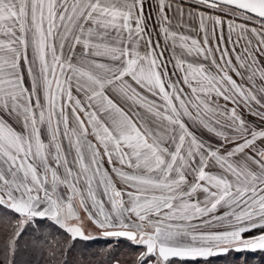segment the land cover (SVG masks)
Wrapping results in <instances>:
<instances>
[{
	"label": "snow or ice",
	"instance_id": "6c2138e0",
	"mask_svg": "<svg viewBox=\"0 0 264 264\" xmlns=\"http://www.w3.org/2000/svg\"><path fill=\"white\" fill-rule=\"evenodd\" d=\"M0 264H264V0H0Z\"/></svg>",
	"mask_w": 264,
	"mask_h": 264
}]
</instances>
